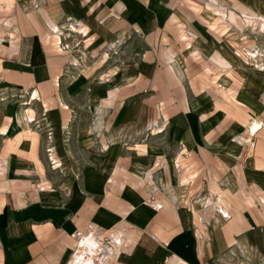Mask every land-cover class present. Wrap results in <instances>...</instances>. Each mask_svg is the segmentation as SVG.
Segmentation results:
<instances>
[{
    "label": "crops",
    "instance_id": "obj_1",
    "mask_svg": "<svg viewBox=\"0 0 264 264\" xmlns=\"http://www.w3.org/2000/svg\"><path fill=\"white\" fill-rule=\"evenodd\" d=\"M256 27L264 0H0V264H254Z\"/></svg>",
    "mask_w": 264,
    "mask_h": 264
},
{
    "label": "rangeland",
    "instance_id": "obj_2",
    "mask_svg": "<svg viewBox=\"0 0 264 264\" xmlns=\"http://www.w3.org/2000/svg\"><path fill=\"white\" fill-rule=\"evenodd\" d=\"M240 22H241V20H239ZM242 21L244 22V20L242 19ZM246 24V23H245ZM250 28V27H249ZM256 28H258V27H256ZM259 29V30H258ZM258 29H255V31H254V33H258V32H260V35L261 34H263L264 33V27H263V29H260V28H258ZM251 30V29H250ZM257 35V34H256ZM257 36H259V35H257ZM245 45L246 44H239V47H240V53L242 54V53H246L247 51L246 50H244L243 48H245ZM241 47H243V48H241ZM251 53H254V54H259L258 53V49L256 48L253 52L252 51H250ZM261 53V52H260ZM257 66V65H256ZM29 98H32V94L30 95V97ZM164 120V118H160V119H158L157 118V123H158V125H159V129H161L160 131H158V132H156V131H153V130H146V134H148V135H150V134H156V133H162L163 132V127L160 125L161 123H160V121H163ZM151 126V125H150ZM149 126V127H150ZM148 127V128H149ZM47 161L49 162V165H50V161H49V157H48V155H47ZM56 164H57V162H56ZM51 166V165H50ZM146 186H149L146 182H143V185H142V188H143V190L147 193V194H150L152 191H148L147 190V187ZM218 208V206L216 205V210H218L217 209ZM77 243H78V247H80V244H81V242L80 241H77ZM240 259L241 260H243L244 259V256L243 255H240ZM245 260V259H244ZM174 262H176L177 264H180V262L178 261V260H174L171 264H173ZM254 264H264V252H257V254H255L254 255V262H253Z\"/></svg>",
    "mask_w": 264,
    "mask_h": 264
},
{
    "label": "built area",
    "instance_id": "obj_3",
    "mask_svg": "<svg viewBox=\"0 0 264 264\" xmlns=\"http://www.w3.org/2000/svg\"><path fill=\"white\" fill-rule=\"evenodd\" d=\"M70 24H68V30L65 33H62V38H66L69 37L70 34H74L76 31V28H80V24L76 21L73 20H69L68 21ZM58 32V31H57ZM61 40V39H60ZM59 44L61 45L62 48L64 49H71V48H78L79 42L75 41L72 44H69L68 42L66 43H61V41H59ZM148 130H153V131H160L161 129H159V125L157 122L153 123L149 128L147 127ZM52 150V148H47V155L49 157V161H50V165L51 167H55L56 166V159L53 158V156L50 154V151Z\"/></svg>",
    "mask_w": 264,
    "mask_h": 264
},
{
    "label": "bare ground",
    "instance_id": "obj_4",
    "mask_svg": "<svg viewBox=\"0 0 264 264\" xmlns=\"http://www.w3.org/2000/svg\"><path fill=\"white\" fill-rule=\"evenodd\" d=\"M245 141V140H244ZM215 203H216V201L214 200V201H212V199H211V206L213 207V209H215L216 210V206H215ZM215 206V207H214ZM218 210L217 211H219V213H221V215L225 218V217H228V214H227V212L224 210V209H222L221 207H218L217 208ZM82 242V241H81ZM86 245V244H85ZM81 247H82V243H81V245H80Z\"/></svg>",
    "mask_w": 264,
    "mask_h": 264
}]
</instances>
